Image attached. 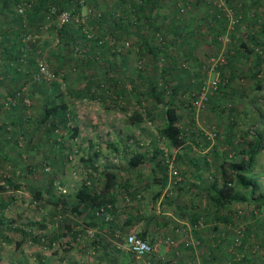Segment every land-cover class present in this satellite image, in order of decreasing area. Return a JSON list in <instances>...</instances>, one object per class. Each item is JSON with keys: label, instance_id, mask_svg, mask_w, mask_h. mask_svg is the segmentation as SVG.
Masks as SVG:
<instances>
[{"label": "rangeland", "instance_id": "1", "mask_svg": "<svg viewBox=\"0 0 264 264\" xmlns=\"http://www.w3.org/2000/svg\"><path fill=\"white\" fill-rule=\"evenodd\" d=\"M114 1L116 0L86 1V8L82 9L80 14L81 16H85L87 30L95 32V29H97L91 24H86L91 15L88 14L87 10L90 9L91 11H95V13L105 12L108 8L114 7L116 4ZM130 1L131 0H125L127 6ZM186 1L188 3L184 4L185 12L178 20L180 21L179 24L182 25L181 31L184 33L185 45L188 44L186 41H189V43L192 42V40L186 38L194 34L192 32L190 33L193 27H198L197 29L201 28L200 32L202 34L204 33L205 26L208 25V20H210L209 16L212 14V12L210 13L208 10L206 18L200 19L198 10L190 4L189 0ZM172 3L171 0V6H173ZM211 7L213 10L216 9L218 11L214 5ZM223 7L226 10L222 11L223 13L221 14L227 17V11L230 14V21L233 25V29L228 33L229 35L226 37L224 43L221 41L219 42L217 37L225 33L226 28L218 32L217 35H215L216 38L214 36L213 38L212 33L209 32L204 35L205 39H200L202 35L200 34L198 35V39H200L199 44H190L192 50L186 53L182 51L183 45L180 48L172 45L168 50L167 58L169 59L165 58L164 63H170L171 66L169 65V67H172L174 64H172L171 61H176L177 58L184 55L189 58V65L192 71L186 73V75L178 68L172 67L174 71L176 70L175 80H180L189 76L193 79L189 83L182 81V89L178 92L180 100L183 101V103L181 101L182 104H180L179 114L181 116L180 122L184 133H199L206 135L207 133L215 131L218 138L222 134L221 127H224L223 124L221 126V123L227 124L228 122L231 125L228 131L231 134L228 148L229 151L230 149L232 151V146L237 147L243 145V135L249 128L256 130L264 138V83L262 84L261 90L257 91L255 87L256 81L252 78V69L253 66L255 67V54L243 50L240 52V55L235 56L236 60H240L236 72L232 74L227 67L224 71L226 73V76H224L225 82H228V75H233L234 80L230 81L229 85L226 88L224 87L225 89H217L209 96L208 100L200 109H195L190 101L193 98V93H197L202 82L208 77V73L203 66L206 65L210 57L215 56L222 48H225V54L228 51L230 54H233L236 47H241L240 44L242 42H246L251 46V42L248 41V34H257L258 27L264 22V0H232L230 5L224 0ZM164 9L166 8L162 7L160 12H164ZM235 11H237L236 15ZM50 30V28L46 30L39 28L34 33L38 35V41L36 42L38 49L35 61L37 62L38 59H43L52 71L53 68L64 62V55L68 53L59 45L55 34L49 33ZM186 30H189V32ZM121 39L111 46L112 49L118 52V55L114 54V56H111L109 51L106 52L100 58L102 60L96 63L95 69L93 70L95 75L106 79L107 75L104 74V76H102L103 72L101 70L108 65L106 60H114L113 63H115V66L112 70V74L117 77L119 83L121 82L120 84H115V86H122L123 82H127V76H136L140 74L142 77H145V74H150L153 71L151 70L153 62L149 54L146 53L147 51H145V45L137 44V36L134 33L131 35L125 34ZM125 40H129V46L124 48L121 45H117ZM213 40H216V42ZM252 48L255 53L259 54L261 49L264 50L257 46H253ZM145 61L146 64H148L149 71L145 70L141 65L142 62L145 65ZM3 68L2 66L0 67L1 72H4ZM154 72L152 74H154ZM60 73L64 76L66 74L63 70ZM55 77L56 79L52 82H45L47 86L45 93L46 95L49 94L47 97L50 96V100H52H48V103H53L58 99L53 96V93L49 92L51 89L50 84L54 82L63 84L65 82L62 76L55 75ZM261 79L264 80V71H262L261 74L259 73V80ZM70 82L78 86L84 83V80L78 77V79H74V81ZM34 83L37 84V82L33 81L31 85H34ZM173 84L176 85L177 81H173ZM63 87L65 88L64 92L65 90L67 91L66 84L63 85ZM21 90V94L19 93L20 99L16 101L11 98V102L12 104L13 102L14 104H22L23 100L28 107L23 113V117H25L22 124L16 125L11 135L5 133L9 135L10 138L9 142H5L6 145L4 144V146L6 147L12 144V155H10L11 157L9 158L0 157V196L2 195L3 200L6 199L9 202L5 204V207L1 208L0 211L6 212L9 217L14 219L10 226H16L27 231V237L24 242L17 246L16 243L21 240V234L18 231H11L0 225V228H2V234L0 235V264H41L40 261L44 264H119V258L116 257L103 255L102 258H99L100 253H96L95 247H93L95 244L93 241L95 234L93 236H88L84 230L82 233L80 230L82 228H92L94 230L93 225L89 226L88 223L83 224L77 221L79 226H74V230H79V234L81 235L73 238L71 233L63 235L64 233L62 231L58 242L56 240L53 242L52 246H49L47 244V239L51 235V227L54 226L52 224H55L53 218L57 216L55 215L57 210L44 202L43 199L35 200L33 194L35 190L45 188L52 178H54V185L58 190L66 192V194L69 195L81 186L86 179L91 182L93 187L97 188L99 186L97 183L99 180L98 174L104 167H110L107 155L113 154V150H115L113 145L116 142L119 143L118 145L123 146V140L127 138L132 140L128 149L126 148L127 152L124 154L122 160V163L126 165L125 162H127L130 155L134 153L136 149L141 148L145 150V142H147L145 141L146 136L153 137L155 136L154 134H158L157 130L163 122L161 106L156 105L150 117H145L143 122L132 125L127 122L123 112L117 109L115 105L112 106L111 103L103 105L101 102L89 99L78 100L74 103V106L71 105L70 108L72 112L71 116L74 118L72 124H77L79 133L75 139H71L67 130H58L55 131V133L50 131L48 134H45L42 133L40 129H35L34 127L39 112H41L40 110L45 102L43 99L42 101L38 95H32L27 85L22 87ZM65 97L67 98L66 95ZM130 97L133 100L130 110H139L136 103H134L135 99L132 96ZM0 110L2 111L0 114L3 115V108L1 107ZM0 119H6L5 121H7L4 115L1 116ZM116 137L120 138L122 141H117L115 139ZM57 143H61L62 145ZM163 146L165 157L168 158L169 161L172 160L170 153V151L172 152V147L168 142H165ZM116 149L125 150L124 147L120 146H117ZM94 151L98 152L97 156L93 157L90 161H93L96 169L89 167V160L86 162L82 160V158L85 159L86 156ZM262 151L263 152L257 159V169L259 173H256L255 177L256 181L262 178L259 184L264 191V183H262L264 177L260 171V169H264V149ZM120 161L121 160H118L119 165H121ZM89 168L91 170H89ZM84 172H86V178ZM5 177L12 178L13 182L18 184V187L14 189L15 186H11L6 182ZM93 177H95L97 182L92 180ZM31 185L33 188H31ZM10 198H12L11 201ZM70 199L72 198H69V201ZM239 210H241L242 213H239ZM257 212L258 213L255 212L257 216L252 217L251 208L245 204H236V206L230 210L229 213H231L234 219L230 224L233 236L230 237L226 247L230 254L228 256V262L232 261V258L235 257V253L243 254L241 257V259H243L246 253L250 252V255L253 256L252 258L259 259L263 257V259H259L256 264H264V247L262 246V244L264 245V226L259 228L258 231L256 230L253 232L254 235H252V241H250V243L245 242L244 244L243 241L241 247L237 249L231 246L236 228L240 226L245 228L258 218L264 219V210ZM58 214L60 213L58 212ZM65 214L68 218L73 217L69 213ZM51 216L53 220L50 218ZM48 219L49 221L46 222ZM42 220H44L45 225L44 227H39L36 222ZM75 220H77V218ZM79 220L81 221L82 218ZM235 220L238 222L237 225L234 224ZM31 221L35 222V224L30 225ZM55 227L58 226L55 225ZM69 243L70 245H68ZM242 246H244L243 249H241Z\"/></svg>", "mask_w": 264, "mask_h": 264}, {"label": "trees", "instance_id": "2", "mask_svg": "<svg viewBox=\"0 0 264 264\" xmlns=\"http://www.w3.org/2000/svg\"><path fill=\"white\" fill-rule=\"evenodd\" d=\"M178 1L172 0V7L176 6L175 2ZM194 1L197 3L200 2V4L204 3L202 0ZM226 1L230 5L232 0ZM23 2L30 4V7L25 11V16L17 12L18 5ZM114 2L116 4L113 8H108L105 12H99V16L97 14H91L92 18L91 15L89 16V21L86 24H91L97 28H93L95 32L88 30L89 36L85 33L83 25L75 22L62 26L51 25L49 33L55 34L59 45L68 54L64 55L65 60L63 63L52 69L53 74L62 76L65 82L63 84L60 82L49 83L51 88L49 92L53 93V96L58 99L53 103H48L50 96L47 97L49 94L46 95L45 93L47 88L45 82H38L37 84L34 83V85H31V82H33L32 76L37 70L35 56L38 49L36 45L38 38L33 41L32 36L43 23L44 17L49 11V6L53 5L54 7H58L56 11L59 12L61 9L69 7L70 0H0V67H4V72L7 74L2 81L0 80V85L2 82L8 84V87L6 86L5 88L6 93H3L2 97L0 96V109L1 107L3 108L4 118L6 117L9 121L13 118L15 119L14 122L18 125H21L24 121L25 116L23 117V113L28 105L23 100L22 104H14V102L12 104L11 98L16 101L20 99L19 93L21 94V89L25 85L30 89L32 95H38L45 102L40 110L41 112H39L34 128L40 129L45 134H48L50 131L55 133L58 130H67L71 139H75L79 133L77 124H72L74 118L71 116L72 112L70 108L78 100L89 99L101 102L103 105L111 103L112 106L115 105L117 109L123 112L127 122L132 125H137L143 122L145 117H150L151 112L154 111V107L160 105L162 108L163 122L157 130L158 134L170 146L175 148L179 147L183 142L182 134L184 130L180 122L181 116L179 114L180 104L183 101L180 100L178 92L182 89V81L189 83L193 79L189 76L175 80L176 70L174 71L172 67H176L181 72H185L184 75L191 72L192 69L189 65V58L186 55L177 58L176 61H171L175 65L172 67H169L170 63H164V59H169L167 58L168 50L172 45L178 48L183 45L182 51L186 53L192 50L190 44L195 45L197 43H189V41H186L188 44L185 45L184 37H181L180 32L172 29L170 24L166 23V21L172 20L170 15L166 18L161 17L162 12H160V9L165 3L164 0H131L129 4L134 9L133 17L135 18L127 14L125 0H116ZM209 7L212 9L210 5ZM80 11V7L76 6L74 14ZM177 11L180 13V7ZM117 12H120L119 16H116ZM221 13L223 12L220 10L212 9V16H210L208 25L205 26V34L210 32L212 33V37L214 36L216 38L215 35L227 27L228 18L226 16L224 17ZM236 14L237 11H235ZM133 33L137 36V44L145 45V51H147L146 53L149 54L153 62V67L151 68L153 71L150 74H145V77H142L140 74L127 76V82H123L122 86H115L119 82L117 77L112 74L115 66V63H113L114 60H106L108 65L101 70L103 72L102 76L104 74L107 75L106 79L95 75L93 70L95 69L96 63L102 60L100 59L102 55L108 51L111 56H114V54L118 55V52L112 49L111 46L119 42L125 34L131 35ZM250 34H248V41L251 42V46L246 42H242L240 44L241 47H236L233 54H230L229 51L226 52L225 67H220L219 69L223 76L222 80L224 81L226 67L232 74L238 69L237 65L240 63V60H236L235 56L240 55V52L243 50L255 54V67L253 66L252 69V78L256 81V90L260 91L264 83L263 79L259 80V73L261 74L264 71V50L261 49L259 54L255 53L252 47L257 46L264 49V22L258 27L257 34ZM202 35L200 39H205V36ZM213 41L216 42V40ZM117 45L120 46L121 44L118 43ZM139 58L141 59L140 55ZM141 65L145 70L149 71L146 61L145 65L143 62ZM62 70L66 72L65 76L60 73ZM153 72L154 74H152ZM78 77L84 80V83L75 86L70 81H74ZM227 78L228 82L224 81L221 83L218 90L225 89L230 81L234 80L233 75H228ZM4 81H10V83L11 81L19 82L10 84ZM173 81H177V84L174 85ZM65 84L67 91L65 90L64 92L65 88L63 85ZM130 96L135 99L134 103H136L139 110H130L133 101ZM3 115L0 114V117ZM5 120L0 119V127H2V130H5L4 125L6 126V124L8 125L10 123L8 120ZM243 137V145L240 144L242 146H232L233 150L231 151L230 149L223 156L217 168V180L207 188V193L212 202V206L217 208V212H223V210L230 212V209L242 202V204L251 208V216L255 217L257 216L255 211L260 212L264 210V193L260 192V186L255 177L258 164L257 159L264 149V138L256 130L250 128L245 131ZM57 144L62 145L61 143ZM114 148L116 149L115 146ZM97 153V151H94L86 156L85 159L82 158V160L84 162L89 160V167L96 169L93 161L91 162L90 160L97 156ZM146 161L145 151L139 148L130 155L127 163L130 169H135ZM98 178L102 185L98 191L92 190L88 184H82L69 195L66 192L58 190L54 185V178L50 179V182L45 188L34 191L33 196L35 200L43 199L44 202L57 210V212L54 210L57 216L53 218L55 224L51 223L54 226L51 227V235L47 239L49 246H52L56 240L58 242L62 231L64 233L63 235L71 233L73 238L81 235L79 234V230H76L77 232L74 230V226H79L78 220H75V217L77 218L78 216L86 214L93 219L97 216L96 212L100 208L107 209L108 211L112 210L114 202L112 189L117 183L115 169L112 167H104L100 170ZM5 181L11 186H15L14 189L18 187V184L13 182V179L10 177H5ZM69 198L72 199L69 201ZM4 207V204L3 207L1 205L0 210ZM65 213H69L73 217L68 218ZM229 215L231 216V222H233L234 218H232L231 213ZM0 216V225L3 228L18 231L21 234V240L16 243L17 246L24 242L27 237V231L16 226H10L14 220L10 218L2 219L3 216L1 214ZM227 216L226 214L225 222H230ZM50 218L52 219V216ZM104 221L107 223L110 222L105 219ZM94 223L95 221L92 220V222H88V225L90 226ZM32 224L34 225L35 222L31 221L30 225ZM36 224L39 227H44L45 222L44 220L37 221ZM234 224H238L237 220L234 221ZM55 225L58 227H55ZM263 226L264 219L262 220L261 218L247 225L245 227L244 244L245 242L250 243L252 241L251 237L254 235L253 232L258 231ZM1 230L2 228H0V235L2 234ZM80 230L82 233L83 230L85 231V228ZM94 240H96V237H94ZM262 246L264 247L263 244ZM243 248L244 246L241 249ZM252 257L250 252H248L245 258L234 262V264H246L247 261L253 259ZM40 263L44 264L41 261Z\"/></svg>", "mask_w": 264, "mask_h": 264}, {"label": "crops", "instance_id": "3", "mask_svg": "<svg viewBox=\"0 0 264 264\" xmlns=\"http://www.w3.org/2000/svg\"><path fill=\"white\" fill-rule=\"evenodd\" d=\"M189 1L198 10L200 19L206 18L208 10L210 13L212 12V9L205 3ZM164 2L163 7L166 9L162 12L161 17L166 18L170 15L172 20L166 21V23L170 24L172 29L179 31L181 37H184L183 31H181L182 25L178 20L182 15L180 13L185 12L184 4L188 2L179 0L175 2L176 6L174 7L170 5V0H164ZM179 7L180 13L177 11ZM197 28L193 27L190 33L194 34L186 38L192 40L191 43L199 44L198 35L202 33L200 32L201 28ZM186 31L189 32V30ZM204 35H206L205 31L202 36ZM5 76L7 74L0 71L1 81ZM4 82L10 83V81ZM15 82L11 81L10 84ZM6 86L8 87V84L3 82L0 85L1 97L3 93H6ZM7 120L10 123L3 126L5 130L0 127V157L5 158L11 157L12 144L6 147L4 144L9 142V135L18 125L13 118L11 121ZM222 124L224 127H221L220 138L216 136L213 140H209L205 135L199 133H183V142L179 147L171 146L172 160L170 161L174 165L172 170L168 167L166 161L169 159L165 157L163 148L167 141L159 134L145 137L147 142H145V150L142 151H145L147 161L135 169L129 168L128 160L125 162L126 165L122 163L124 154L132 140L128 138L123 140V146L118 145V142L113 145V147H124L126 150L125 152L124 149H115L113 154L107 155L110 167L114 168L117 174V183L112 189L114 202L110 211L113 219L107 223L98 216L93 219L86 214L77 217L78 222L83 224L95 221L93 228L96 240H94L93 247H95L96 253H100L99 258H102L103 255L116 257L119 258V264H227L230 254L226 247L230 237L233 236V231L230 228L231 216L229 211L217 212V208L212 206L207 193V188L217 180V168L220 161L229 151L228 142L231 134L228 131L231 125L228 122L227 124L221 123V126ZM5 133H9V135ZM115 139L122 141L118 137ZM118 160H121V165ZM260 171L264 177V169H260ZM84 173L86 178V172ZM256 173H259L258 169ZM259 179L257 183L260 186L262 178ZM92 180L96 181L95 177ZM97 183L99 186L95 188L89 180L86 179L83 182L94 191H98L102 186L101 181L98 180ZM262 183H264V179ZM31 188H33L32 185ZM40 189L42 188L37 190ZM260 192L264 193L261 187ZM11 200L12 198H10ZM8 202L6 199L3 200L2 195L0 196V206ZM238 204H242V202ZM0 214L3 215L2 219H13L6 212L1 211ZM226 214L230 222H225ZM80 218H82L81 221ZM200 219L205 221V225L199 229L190 228L196 225ZM129 233H136L150 243L157 244V249L143 256H135L124 243V237ZM216 233L225 234V241L222 245H214ZM168 239H171L172 242ZM188 242H191V245H187ZM259 259L253 258L246 264H256Z\"/></svg>", "mask_w": 264, "mask_h": 264}, {"label": "built area", "instance_id": "4", "mask_svg": "<svg viewBox=\"0 0 264 264\" xmlns=\"http://www.w3.org/2000/svg\"><path fill=\"white\" fill-rule=\"evenodd\" d=\"M86 1L87 0H70V4L68 8H63L59 12L56 11L58 7H54L53 5L49 6V11L45 15L43 23L40 25L41 29H48L51 27L52 24H55L56 26H62L67 25L71 22H75L77 24L83 25L85 29V33H87V36H89V32L85 25V16H81L80 12H77L74 14V10L76 6H79L80 9L86 8ZM205 4H209L210 6H215L218 10L225 11L226 9L223 7L224 0H202ZM30 7V4L27 2H23L20 5H18L17 12L21 15H26L25 11L27 8ZM126 10L127 14L132 17L134 16V9L131 7V4H126ZM88 14H97L100 15L99 12L95 13L94 11H91L90 9L87 10ZM120 12L116 13V16H119ZM226 15L228 17V24L226 27L225 33L218 36V41L224 43L226 40V37H228V33L233 29L232 22L230 21V14L226 11ZM38 38V35L34 34L32 36V40H36ZM28 39V38H27ZM122 46L127 47L129 46V40H125L122 43H120ZM225 48H222L220 52H218L215 56H212L207 60L206 65L203 66L205 70L208 73V77L202 82V84L199 87V90L196 94L193 93V98L191 100V105L194 106L195 109H200L203 104L208 100L209 96L212 95L219 87L221 83L224 81L222 80V73L220 71V67H225L226 64V56H225ZM56 77L53 74V72L49 69L48 64L43 59L37 60V70L32 76V80L34 82H51L55 80ZM28 102V101H27ZM206 138L209 140H213L216 137V132L212 131L210 133H207ZM168 167L172 170L174 169V165L172 161L167 160ZM258 213L257 211H255ZM98 217L104 218L106 221H111L112 215L111 212L107 209L100 208L97 212ZM239 213H242L241 210H239ZM204 225V220L200 219L196 225L190 228L192 229H199ZM85 232L88 236H93L95 234V231L92 228H86ZM214 239V245H220L223 243V239L225 237V234L216 233ZM245 239V228L243 226H240L236 228V233L234 238L232 239V248L237 249L241 247L243 244V241ZM168 241L172 242L171 239H168ZM124 243L127 246L128 250L134 254L135 256H143L149 253L154 252L157 249V244L150 243L147 239H144L136 233H129L124 237ZM187 245H191V242H188ZM257 247V246H256ZM258 248V247H257ZM243 254H236L235 257L232 258V261H237L241 259ZM228 262V264H234V262Z\"/></svg>", "mask_w": 264, "mask_h": 264}]
</instances>
